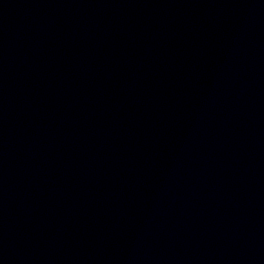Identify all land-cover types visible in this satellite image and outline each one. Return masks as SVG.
Masks as SVG:
<instances>
[{
    "label": "water",
    "instance_id": "water-1",
    "mask_svg": "<svg viewBox=\"0 0 264 264\" xmlns=\"http://www.w3.org/2000/svg\"><path fill=\"white\" fill-rule=\"evenodd\" d=\"M0 264H264V0H0Z\"/></svg>",
    "mask_w": 264,
    "mask_h": 264
}]
</instances>
